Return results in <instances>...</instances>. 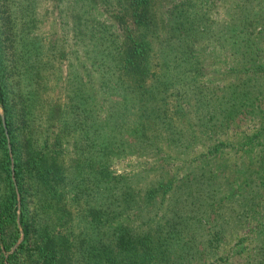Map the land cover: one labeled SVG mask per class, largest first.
<instances>
[{
    "label": "trees",
    "instance_id": "trees-1",
    "mask_svg": "<svg viewBox=\"0 0 264 264\" xmlns=\"http://www.w3.org/2000/svg\"><path fill=\"white\" fill-rule=\"evenodd\" d=\"M75 1L69 42L34 32L40 0H0V264H264V0L220 21L214 0H174L155 45L152 0ZM200 33L237 59L216 79Z\"/></svg>",
    "mask_w": 264,
    "mask_h": 264
},
{
    "label": "rangeland",
    "instance_id": "rangeland-1",
    "mask_svg": "<svg viewBox=\"0 0 264 264\" xmlns=\"http://www.w3.org/2000/svg\"><path fill=\"white\" fill-rule=\"evenodd\" d=\"M174 0H152V5L150 7V11L153 12V18H152V24L155 27V34L154 31L153 33L148 32L146 35H148V37L153 36V38H151V40H153L154 45L156 44V40L155 37L156 36H163L164 33L166 32L167 34L170 32L169 29V22H166V19L169 20L168 18V14H170L171 10H170V6L171 3ZM85 2V1H84ZM78 1L75 0H40V4H37V9L36 11H48L46 14V17L42 19V22H38V24L40 25L38 29L34 30V32H39V31H43L45 32L44 34L46 36L49 37H60L61 35H65L67 37V40L69 42H72L73 38L71 36L72 33V25L71 23H73L74 21L72 20V16H74L76 13H78L79 11H81V8H78ZM232 5V0H214L211 1L210 5H209V11H207V13L209 15L212 16V18H217L219 21L223 18V16L226 15V13L228 14L229 8ZM74 6V9L72 8ZM84 9H86V11H89L90 15L96 16L97 20H101V19H106L109 23H115V19L112 16H109V14L107 12L104 11H100V9H94L92 7H83ZM170 10V11H169ZM174 11V10H172ZM264 13V11H261ZM217 21V20H214ZM113 25V24H112ZM218 24H216L214 27H218ZM74 26L76 27V22L74 23ZM259 28V26H257L256 28H254L256 31ZM263 31H264V27ZM76 29V28H75ZM82 29H84L83 25H82ZM48 33V34H47ZM259 42H261V45L264 46V43H262V36H257L255 37ZM257 41V42H258ZM207 41H205V39L203 38V36L200 33V36L198 37V45H196V53L197 55L200 57V59L202 60V65H203V73L204 76L206 75L209 79L212 80L216 79L217 77L220 76L221 72H219L220 70H222L224 68L225 63L223 62V57L226 55L227 59L226 61H229V63H233L235 62L237 59L236 58H232V56H229L227 54L228 49L225 47H219L216 44H212V43H206ZM59 43V40H58ZM61 43V41H60ZM63 43V42H62ZM60 45V44H59ZM76 51H78V49H76ZM74 56V55H73ZM264 58V54L261 53L259 56H254V58L256 60H258L259 58ZM60 60L61 63V69H62V75L63 78L59 81L60 86H65V72L67 70V66L65 65L66 63V59H57V61ZM81 60L79 53H78V58L72 60V62L75 64L76 67V71L77 73H81L80 72V67H79V61ZM83 60H86L85 57L83 56ZM243 60H240V62H242ZM239 63V62H238ZM237 63V64H238ZM234 64V65H237ZM72 74H75L72 72ZM95 74V73H94ZM93 74V75H94ZM82 75V76H81ZM81 78L83 80H85L84 82L86 83V78L87 75L85 73L81 74ZM79 76V75H78ZM202 76V79H204L205 77ZM51 81V79L49 80ZM83 84L82 88H83V92H85V94H90L91 98L95 96V92L93 91L94 88L96 87L95 83L92 85H88L87 84ZM52 84V83H51ZM95 85V86H94ZM58 87V86H57ZM57 87L54 88V86H51V88H48L46 91V94L43 93V95H47L50 96L54 95V94H59L60 95V101H64V96H63V91L61 90L59 93L56 92ZM86 87V88H85ZM87 94V95H88ZM100 101V99H99ZM91 99L88 96V101L86 102V104H89V107H91ZM172 102H176V101H172ZM264 104V102H263ZM262 104V105H263ZM43 122L40 124L41 127L44 126ZM174 125H179V124H183L184 126L188 127V130H190V126L189 124L186 122V120H182V121H175L173 122ZM47 137V136H46ZM195 149V148H194ZM66 153L67 155H69L70 160L72 161L73 158H78L79 156V152L77 151V145L76 143L73 144V142H68V145H66ZM173 154H176L177 156H179V158H182V154L179 155L178 152H172ZM148 157V156H147ZM231 157V156H228ZM143 158V157H141ZM149 162L155 163V173H158L161 171V168L159 166L160 161H158L153 157H148L147 158ZM174 158L171 159V171H174L175 174L178 176V173H180L182 171V169L178 170L177 169V161H173ZM65 164L66 165H70V162L68 159L65 160ZM147 161V160H146ZM155 161V162H154ZM134 158L131 157L130 155L127 157H124L123 159H115L112 160L110 164V169L111 170H115L117 172L123 170H127L129 168H133V166H135V164L133 163ZM133 163V164H132ZM185 164V163H184ZM144 165H149L148 163H145ZM185 169H186V164H185ZM149 172L150 168H144L141 172ZM174 172H170V174L174 173ZM76 220H74L75 223ZM18 241V239H17ZM16 241V242H17ZM15 242V243H16ZM14 243V245H15ZM12 245V246H14ZM11 246V248H12Z\"/></svg>",
    "mask_w": 264,
    "mask_h": 264
},
{
    "label": "water",
    "instance_id": "water-1",
    "mask_svg": "<svg viewBox=\"0 0 264 264\" xmlns=\"http://www.w3.org/2000/svg\"><path fill=\"white\" fill-rule=\"evenodd\" d=\"M1 121H2V124H3V126H4L5 124H4L3 116H1ZM21 237H22V233H20V237L18 238V240H19ZM12 248H13V246H12Z\"/></svg>",
    "mask_w": 264,
    "mask_h": 264
}]
</instances>
